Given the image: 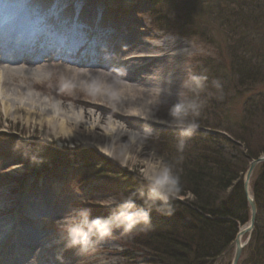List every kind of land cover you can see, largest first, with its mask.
<instances>
[{
    "label": "rangeland",
    "instance_id": "374dc122",
    "mask_svg": "<svg viewBox=\"0 0 264 264\" xmlns=\"http://www.w3.org/2000/svg\"><path fill=\"white\" fill-rule=\"evenodd\" d=\"M38 1L50 3L53 0ZM224 1L107 0L104 7L106 12L133 19H137L140 13L144 24L149 25L155 33L190 41L197 53L190 63L192 70L186 81L189 86H185L178 100L154 109L153 120L157 123V131L148 133L147 138L139 139L134 150H128L129 159L128 154L123 155V150H112L115 156L108 157L109 150H106L104 141L105 149L102 150L83 147L81 141L88 138L86 136L89 132L80 129L70 133L81 136L69 138L64 135L57 138L56 131L60 122L56 126L45 120L42 125H25L21 121L7 123L4 118L0 119V254L4 252L0 264H34L33 257L28 254L14 263H9L7 258V251L11 248L13 250V244L16 245V233L23 227L28 233L39 237L38 242L44 247L51 245L47 242L48 238L55 245L45 264H160L147 252L126 251L121 238L125 233L123 228H115L103 240L94 239L85 251L79 246H69L67 229L82 209L89 212L90 219H96L93 217L96 211L106 213L103 218L109 217L117 210L116 205L122 202L118 191L121 189L129 193L127 196H137V207H146L139 205L142 202L139 197L148 187V179L161 172L165 166L159 155L171 149L172 144L178 147L176 143L185 139L181 137V130L172 123L173 117L170 115V110L177 103L196 100L201 104L199 116L189 115L192 119L200 117L202 113L208 116L216 114V122L226 126L228 121L233 124L231 126L234 130L238 129L239 124L251 123L254 135L250 143L252 153L262 150L263 114L259 113L252 122L248 119L246 122L244 117L248 105L255 103L257 97L264 94V85L248 89L237 87L230 52L232 46L242 45L243 48L250 44L253 50L264 52V0L253 3L256 5L247 2L243 9L238 8L237 4L228 8ZM192 76L207 78L202 90H194L190 85ZM217 82L221 85L220 89L214 87ZM214 108L217 109L215 113ZM84 123L91 125L86 119ZM102 129L107 131L109 126L104 124ZM201 131L208 135L226 134L199 127L195 132ZM82 136L84 138H80ZM131 137L135 138L134 133ZM122 145L131 146L129 143ZM225 149L233 155L237 154V150H246L243 145L233 144L225 145ZM263 164H258L253 171L250 189H253V182ZM36 165L41 168L40 171L31 170V166ZM42 169L48 171L43 172ZM131 185H137V188L130 190ZM250 191L253 194V190ZM187 198L192 199V196L188 195ZM28 203H34L37 209L30 208ZM59 207L65 209L64 216L58 211ZM89 207L95 211L88 210ZM149 211L151 224L159 223L163 216H172L154 208ZM258 212L257 208L253 229L242 236L244 247L238 264H258ZM250 217L249 206V221L240 227L239 232L250 225ZM59 234H63L60 239L56 238ZM235 249L233 243L222 256L206 264H232Z\"/></svg>",
    "mask_w": 264,
    "mask_h": 264
},
{
    "label": "bare ground",
    "instance_id": "6f19581e",
    "mask_svg": "<svg viewBox=\"0 0 264 264\" xmlns=\"http://www.w3.org/2000/svg\"><path fill=\"white\" fill-rule=\"evenodd\" d=\"M106 2L0 0V119L60 122L57 138L81 136L70 133L80 129L89 132L83 147L102 150L106 142L108 157L123 150L129 159L128 150L157 131L154 109L184 92L197 53L190 41L155 33L140 13L133 19L106 12ZM16 235L9 263L28 254L45 264L52 240L46 248L24 227Z\"/></svg>",
    "mask_w": 264,
    "mask_h": 264
},
{
    "label": "trees",
    "instance_id": "16d2710c",
    "mask_svg": "<svg viewBox=\"0 0 264 264\" xmlns=\"http://www.w3.org/2000/svg\"><path fill=\"white\" fill-rule=\"evenodd\" d=\"M256 1L224 2L228 8L237 4L238 8L243 9L247 2L253 4ZM241 46H232L230 52L237 87L248 89L264 85V52L253 50L252 44L243 48ZM251 103L246 108V122L247 119L252 122L259 113L264 116V94L259 95L255 103ZM214 109L213 113L217 112ZM214 115L202 113L195 120L199 128L222 131L225 135L194 132L190 137H185L182 151L172 144L171 149L159 155L164 165L171 166L173 174L179 176L181 196L170 201L172 216H163L159 223L151 224L148 231H141L137 227L131 232H125L121 238L126 251L147 252L160 264H206L222 256L234 243L240 227L249 221L243 175L251 161L264 155V142L261 151L252 153L250 143L254 135L251 123L239 124L238 129L234 130L231 126L233 124L228 121L226 126H221V123L216 122L218 117ZM187 119L192 120V116ZM229 144L243 145L246 150H237V154L233 155L225 149V145ZM37 169L41 170L38 165L31 166V170ZM48 169L42 170L44 172ZM133 187L136 189L137 185H131L129 189ZM118 191L121 201L129 197L127 191ZM253 194L259 210L256 257L258 264H264V164L253 182ZM188 195L192 199H188ZM141 204L147 207L143 200ZM88 210L95 211L91 207ZM94 213L95 218L106 215L101 211Z\"/></svg>",
    "mask_w": 264,
    "mask_h": 264
},
{
    "label": "clouds",
    "instance_id": "9594fccd",
    "mask_svg": "<svg viewBox=\"0 0 264 264\" xmlns=\"http://www.w3.org/2000/svg\"><path fill=\"white\" fill-rule=\"evenodd\" d=\"M206 79L203 76H192L190 85L194 90H202ZM185 86H189V82H185ZM214 87L220 89L221 85L217 82ZM200 107L201 104L196 100H190L177 103L170 110L173 123L181 130V137H190L199 127L195 119L188 120L187 117L190 114L199 116ZM185 143V139H180L178 149L182 151ZM181 192L179 176L173 174L171 166L165 165L161 172L148 179V187L139 197L147 207H137V197L129 196L118 203L117 210L106 218L90 219L86 209L80 210L75 221L67 229L69 246H79L85 251L94 239L103 240L110 236L115 228H123L125 232H131L139 227L141 231H148L151 228L149 209L154 208L162 214L170 215L172 212L170 201L179 198Z\"/></svg>",
    "mask_w": 264,
    "mask_h": 264
},
{
    "label": "water",
    "instance_id": "95a60500",
    "mask_svg": "<svg viewBox=\"0 0 264 264\" xmlns=\"http://www.w3.org/2000/svg\"><path fill=\"white\" fill-rule=\"evenodd\" d=\"M260 163H264V156L259 157L257 160H254L249 168L248 171L246 173V176L244 178V192L247 196V200L250 206V210H251V217H250V225L247 226V228L241 229L240 232L238 233L234 243H235V257L234 260L232 262V264H238L242 249H243V245L241 243V239L242 236L246 233L249 232L253 229L255 221H256V217H257V206L253 197L252 192L250 191V180L253 174V171L255 170L256 166ZM251 193V195H250Z\"/></svg>",
    "mask_w": 264,
    "mask_h": 264
}]
</instances>
